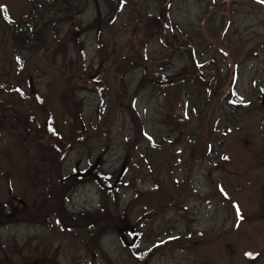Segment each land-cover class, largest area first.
<instances>
[{
    "label": "rangeland",
    "instance_id": "1",
    "mask_svg": "<svg viewBox=\"0 0 264 264\" xmlns=\"http://www.w3.org/2000/svg\"><path fill=\"white\" fill-rule=\"evenodd\" d=\"M231 80L235 101L259 102L264 0H0V264H137L115 232L124 223L140 254L153 249L148 264H197L199 232L231 222L182 184H231L239 206L264 167L250 154L264 117L227 104ZM94 172L111 187L122 174L118 187L86 178L64 206L101 216L97 240L36 212L60 178ZM250 231L228 264L262 248ZM214 246L204 264L226 262Z\"/></svg>",
    "mask_w": 264,
    "mask_h": 264
},
{
    "label": "flooded vegetation",
    "instance_id": "2",
    "mask_svg": "<svg viewBox=\"0 0 264 264\" xmlns=\"http://www.w3.org/2000/svg\"><path fill=\"white\" fill-rule=\"evenodd\" d=\"M263 93L264 91L262 92L260 98H262ZM222 95H224V92L221 94V96ZM252 105H256L264 117V107L261 106L260 102H257L256 104H250L249 107ZM262 122L264 127V119ZM250 154L257 156L261 162L264 163V140L258 144V149ZM255 170L260 171L257 177L260 182L255 184L252 188L240 189L250 193L251 196H245L244 198L248 200V203L246 202L247 204H239V206H235L234 204V195H236V193L235 189L231 187V184L209 182L199 185L197 188H193V185L189 182H185L184 185L182 184L183 188L181 191L184 192V195L190 194L191 196H194V199L198 203L204 204L207 202L208 207H210L211 202H216L217 204H220L222 207H224L226 223L229 221L231 222L230 225L228 224L226 229L222 232L210 231L202 232V234L199 232L201 238L197 241L196 245L200 246L197 264H204L202 260L203 251L205 252L208 249V246L211 242L215 244L213 250L216 256V261H220L219 254L226 261L215 264H228L227 260L238 257L235 249L240 242L239 239L245 237L250 238L251 228H255L256 233L260 236L258 237L257 242L258 244H261L262 248L259 249L258 246L253 248H245L244 251L240 252L239 256L246 262V264H262L261 259L264 256V167H259ZM94 178L97 179L98 177L94 175ZM250 200L251 203L249 202ZM186 201L188 200H184V202ZM185 208H187L185 204L180 205L181 212H183ZM136 226H138V221ZM136 226L134 227L136 228ZM119 232L122 233L120 230ZM131 233L132 240L134 242L133 249H135L139 243L138 230H131ZM219 239L224 243L225 247H223V249L219 247ZM187 244L188 243H183L181 248H186ZM136 253L139 259H141V261L138 263L141 262V264H148L152 259L153 249H148L145 252H141V254L139 251H136Z\"/></svg>",
    "mask_w": 264,
    "mask_h": 264
},
{
    "label": "trees",
    "instance_id": "3",
    "mask_svg": "<svg viewBox=\"0 0 264 264\" xmlns=\"http://www.w3.org/2000/svg\"><path fill=\"white\" fill-rule=\"evenodd\" d=\"M53 1L59 2V0H53ZM71 1L73 0H64V4H68ZM65 10L67 9L65 8ZM25 121L26 120H19V122L21 123H25ZM48 156L55 157L53 155H48ZM53 162L54 159L50 161V164H52ZM83 179H81L80 177L60 178L55 186H50L45 192H41V194L38 195V200L36 201L37 202L36 212L39 210L40 207H41V211L42 209H46V212L43 214V217L55 218L57 223L63 228H68L71 230L72 228H79L85 226L92 229L97 224L96 221H90L86 219L77 220L74 216L68 215V212L64 206L65 198L68 192L75 189L77 184L79 182H82ZM116 186L117 185L113 186L111 188V191L115 190ZM104 193L107 194L106 191H104ZM40 200H44V202L42 204H39L38 202ZM7 216L10 217V215ZM64 223L68 225H65Z\"/></svg>",
    "mask_w": 264,
    "mask_h": 264
},
{
    "label": "water",
    "instance_id": "4",
    "mask_svg": "<svg viewBox=\"0 0 264 264\" xmlns=\"http://www.w3.org/2000/svg\"><path fill=\"white\" fill-rule=\"evenodd\" d=\"M262 104L264 105V97H263V101H262Z\"/></svg>",
    "mask_w": 264,
    "mask_h": 264
},
{
    "label": "snow or ice",
    "instance_id": "5",
    "mask_svg": "<svg viewBox=\"0 0 264 264\" xmlns=\"http://www.w3.org/2000/svg\"><path fill=\"white\" fill-rule=\"evenodd\" d=\"M239 214V213H238Z\"/></svg>",
    "mask_w": 264,
    "mask_h": 264
}]
</instances>
